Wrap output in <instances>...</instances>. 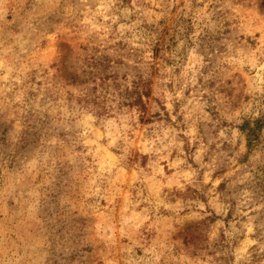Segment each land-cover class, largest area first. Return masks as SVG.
Masks as SVG:
<instances>
[{"label": "rangeland", "instance_id": "rangeland-1", "mask_svg": "<svg viewBox=\"0 0 264 264\" xmlns=\"http://www.w3.org/2000/svg\"><path fill=\"white\" fill-rule=\"evenodd\" d=\"M0 264H264V0H0Z\"/></svg>", "mask_w": 264, "mask_h": 264}, {"label": "trees", "instance_id": "trees-1", "mask_svg": "<svg viewBox=\"0 0 264 264\" xmlns=\"http://www.w3.org/2000/svg\"><path fill=\"white\" fill-rule=\"evenodd\" d=\"M143 96H149V91L145 90V92H140L137 97L134 98L132 101L134 105H137L138 107L142 108L141 111H145L146 104L144 102ZM254 126H251L250 121H245V123L242 125V130L247 132V140H248V146L250 147L253 145L254 141H256L257 137V130H259L262 126L263 120L257 119Z\"/></svg>", "mask_w": 264, "mask_h": 264}]
</instances>
